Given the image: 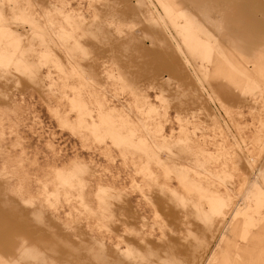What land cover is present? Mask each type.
<instances>
[{
    "label": "rangeland",
    "instance_id": "obj_1",
    "mask_svg": "<svg viewBox=\"0 0 264 264\" xmlns=\"http://www.w3.org/2000/svg\"><path fill=\"white\" fill-rule=\"evenodd\" d=\"M0 264H264V0H0Z\"/></svg>",
    "mask_w": 264,
    "mask_h": 264
}]
</instances>
